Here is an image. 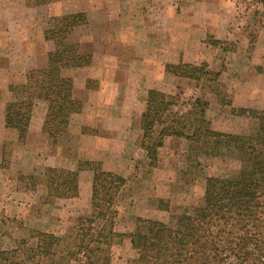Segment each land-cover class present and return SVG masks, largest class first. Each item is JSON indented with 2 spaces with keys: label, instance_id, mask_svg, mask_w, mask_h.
I'll return each instance as SVG.
<instances>
[{
  "label": "trees",
  "instance_id": "16d2710c",
  "mask_svg": "<svg viewBox=\"0 0 264 264\" xmlns=\"http://www.w3.org/2000/svg\"><path fill=\"white\" fill-rule=\"evenodd\" d=\"M86 22L85 11L55 15L45 29L46 39L55 43L49 51L48 63L30 69L25 82L10 84L12 98L6 104V126L18 130L20 141L27 138L38 98L48 101L43 129L53 145L68 132L73 115L83 111L84 101L75 96V80L67 70L93 61V52L72 38L75 28ZM167 69L196 79L220 75L206 63H168ZM176 102V97L165 91L149 90L141 119V146L147 152L150 166L159 163V149L166 136L176 135L202 143L201 148L212 153L224 149L237 155L242 167L235 176H207L202 202L179 214L174 224L137 217L135 230L128 234L137 251L133 264H264V109L233 108L234 113L254 118L256 131L226 132L211 127L204 118L205 102L197 97L193 105L201 107L200 116L188 121L195 128L192 134H187L184 129L187 116L167 113ZM82 170H92L94 174L92 210L78 217L73 238L65 242L61 235L40 230L35 246L0 247V264H71L72 259L95 264L96 259H107L110 245L125 235L116 229V204L128 178L105 168L96 159L82 160L76 169L47 166L44 180L48 196L78 195ZM158 201L161 208L168 207L163 198Z\"/></svg>",
  "mask_w": 264,
  "mask_h": 264
},
{
  "label": "rangeland",
  "instance_id": "374dc122",
  "mask_svg": "<svg viewBox=\"0 0 264 264\" xmlns=\"http://www.w3.org/2000/svg\"><path fill=\"white\" fill-rule=\"evenodd\" d=\"M20 2L27 5L40 3L42 7L33 17L32 10H28L26 14L23 12ZM261 4V8H257L260 14L257 13V22L253 24V29L249 25L234 26L236 30L242 27V33L250 35L248 49H253L252 43L256 36L264 34V4ZM65 9L64 0H0V151L4 170V175L0 177V247L12 249L24 245L35 246L38 241L36 234L40 230L61 235L66 239L65 242L71 240L78 217L89 214L92 210L93 171L89 170L92 175H80L79 194L69 197H49L44 172L47 166L76 169L78 162L96 159L101 160L105 168L126 175L128 180L122 187L116 204V229L125 235L116 238L110 245L106 260L96 259L95 264H133L137 251L128 234L135 230L137 217L161 219L174 224L179 214L202 202L207 176H235L239 173L242 163L237 155L229 154L224 149L218 153L206 151L201 148L202 143L185 136L167 137L164 146L159 149V163L154 167L149 165V158L141 146L138 132L124 138L130 141L129 153L117 154L108 151L106 149L109 148L115 130L104 126L108 123L107 105L97 110L93 108L92 103L88 112L73 115L68 132L58 144L53 145L44 129L41 133L38 132L42 123L44 126L48 106L46 108L42 103L45 99H36L32 119L34 114L36 118L31 120L36 133L29 139L27 137L24 142L20 141L18 130L6 126V104L12 98L10 84L25 82L30 69L43 67L48 63V50L50 46L53 49L55 43L53 40H40L38 31L42 32L47 28L53 17L64 14ZM254 10L249 11L251 15H254ZM239 13L248 15L246 10ZM88 28L96 31L95 26ZM98 30L103 31L104 28L99 26ZM72 38L79 40L80 33L74 30ZM236 44L235 40L231 39L227 40L226 46L232 48V45ZM84 46L86 50L92 51V42H86ZM86 68L84 66L76 68L77 70H67V74H78L77 95H83L84 99L86 97L92 102L117 94L116 88H109V81L94 77L86 79L89 73ZM209 78L211 77L181 79L173 88H168L172 89L173 93L166 91L175 96L178 102L167 113L179 112L182 116L186 115L188 120L184 129L187 131L192 129L188 121H192L196 115L200 116L201 107H194V98L200 97L202 102H205L204 118L210 122L211 127L214 114L219 112V105L213 103L209 115L208 98L213 96L221 102L222 98L231 99L233 93L226 89L222 81L224 77ZM107 85L109 86L106 87ZM45 101V104H48V101ZM254 101L250 106L264 108L261 107L263 103L260 99ZM190 110L193 111L189 112ZM231 113L237 115L234 110ZM228 117L226 114L225 118ZM244 117L245 120L239 125L235 124L238 130L244 134L255 132L256 120L250 116ZM136 125L139 127L138 120ZM4 129L10 132L7 131L6 134V131H2ZM84 134L88 137L83 136ZM132 147H142V150L133 154ZM32 149L37 152H31ZM12 165L14 170H10ZM31 175L37 179L30 177ZM159 198L165 200L167 208L160 207ZM82 263L74 259L71 262Z\"/></svg>",
  "mask_w": 264,
  "mask_h": 264
},
{
  "label": "crops",
  "instance_id": "0c3cea01",
  "mask_svg": "<svg viewBox=\"0 0 264 264\" xmlns=\"http://www.w3.org/2000/svg\"><path fill=\"white\" fill-rule=\"evenodd\" d=\"M261 3L258 0H64V14L76 11H85L87 14V22L75 28L84 45L86 42H92L93 45V61L86 66L87 73L89 72L86 79L94 77L109 81V88L117 90V94L111 98L91 102L85 97V100L83 95H77L78 74L73 75L71 72L75 80V96L84 101L81 113L89 111L90 103L97 110L107 105L108 123L104 126L115 132L106 150L117 154L129 153L130 141L124 138H129L134 133L136 135V132L142 140L141 119L151 88L173 93L168 88H173L179 80H196L169 71L168 63L201 65V62L206 61L210 70L220 72V79L224 77L222 81L226 89L233 94L230 100L222 98V102L213 96L208 98L209 115L212 104L219 105V112L212 119V128L242 133L235 124L239 125L247 115H231L232 109L250 106L252 101L258 99L263 103L260 106L264 107V34L256 36L252 43L253 49H248L250 35L243 34L242 27L236 30L234 26L249 25L253 29V24L257 22V8H261ZM20 7L25 14L32 10L35 17L42 4L27 5L20 2ZM253 9L254 15H251L249 11ZM244 10L248 15L239 13ZM88 26H95L96 31ZM99 26L104 30H98ZM45 29L38 31L39 39L50 41L45 37ZM231 39L237 44L229 48L226 46L227 40ZM50 50L51 46L48 51ZM42 103L47 108V102L44 100ZM226 114L228 118H225ZM35 118L36 114L33 116L34 120ZM137 120L139 127L136 125ZM191 127V131L185 129L187 134L193 133L195 126ZM42 130L43 123L38 132L41 133ZM2 131H6V134L7 131L10 132L7 129ZM35 133L31 123L28 139ZM83 136L88 137L85 134ZM174 136L176 135H168L165 140ZM135 147H132L133 154L142 150V147ZM31 152L37 151L32 149ZM1 155L0 151V177L4 175ZM10 170H14L13 165ZM80 175H92V172L82 170Z\"/></svg>",
  "mask_w": 264,
  "mask_h": 264
}]
</instances>
